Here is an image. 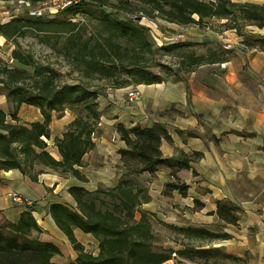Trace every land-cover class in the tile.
Masks as SVG:
<instances>
[{"label":"trees","instance_id":"obj_1","mask_svg":"<svg viewBox=\"0 0 264 264\" xmlns=\"http://www.w3.org/2000/svg\"><path fill=\"white\" fill-rule=\"evenodd\" d=\"M88 1L82 0L68 9ZM131 1H135V7L140 6L144 11L148 6L150 11H146V14L151 13L180 25L203 23L206 18H224L227 28L243 36L248 49L254 47L264 51V35L245 30L247 25L264 27V3L234 0H120V3L126 8L132 4ZM103 13L109 23L108 28L113 32L101 39L94 35L85 36V28L78 27L79 22H71L73 17L66 20L62 27H55V18L33 17L27 13L1 23L0 35L14 40L32 30L44 33L45 38H41V41L47 42V34L54 32L59 36L51 47L63 55L73 69L82 72L89 80L108 79L113 87H123L129 83V78H122L123 73H143L134 79L136 84L163 81V77L148 71L142 63L144 47L150 45L145 37L147 28L130 16L122 17L120 12ZM129 32L138 40L132 47L112 40L114 33L124 36ZM58 43H62L61 46L57 47ZM16 47L13 57L19 63L32 65L34 72L30 74L18 66L0 64V82L7 99L14 106L11 120L0 109V170L18 168L35 179V171H43L37 170V166H42L71 172L79 179L86 180L78 166L83 164L85 153L94 146L93 134L100 120L97 99L101 92L81 84L58 83L56 79L59 74L55 67L50 63H38L32 51L22 50L20 45ZM185 56L190 59L188 70L196 65L229 59L193 52ZM22 103L38 107L43 120L20 122L18 109ZM66 108L73 110L76 117L69 123L63 137L55 140L61 155V159H56L48 150L47 143L51 137L52 111L61 112ZM118 131L127 145L121 149V154L124 166L130 171L153 172L159 164H171V159L163 158L160 150L162 136L168 137L161 124L152 127L134 125L130 128L119 125ZM167 186L183 189V186L175 183ZM69 192L76 201L75 207L64 202L49 205L56 225L78 251L76 260L68 264H162L172 257L173 252H176L179 262L188 260L193 263L195 258L208 259L212 254L210 248L185 244L180 249H157L153 245L155 235L152 222L146 212L138 220L134 219L136 207L149 197L130 178H121L115 187L107 190L99 188L90 191L72 186ZM227 219L236 222L237 218L232 215ZM174 227L181 233L185 231L188 238L206 237L204 232L192 226L185 229ZM75 228L91 233L99 240L98 253L84 250L75 235ZM43 233L44 229L31 208L23 211L17 221L0 225V264H61L52 260L61 249L53 242L43 240Z\"/></svg>","mask_w":264,"mask_h":264},{"label":"crops","instance_id":"obj_2","mask_svg":"<svg viewBox=\"0 0 264 264\" xmlns=\"http://www.w3.org/2000/svg\"><path fill=\"white\" fill-rule=\"evenodd\" d=\"M253 61L263 66L264 56ZM66 63L72 66L67 60ZM262 70L251 74L253 87L245 85L237 71L223 74L193 71L182 79L139 84L136 87L141 96L133 103L128 101L125 87L108 86L107 93L97 99L100 120L94 146L78 166L86 180L47 167L42 172L35 171V179L18 168L0 170V225L3 220L17 221L23 211L31 208L44 229L41 238L61 249L59 240L69 239L56 225L49 205L67 202L75 206L69 192L72 186L90 191L111 189L126 177L146 189L149 199L140 205L143 212L157 214L167 224L183 229L192 226L204 232L205 238H188L185 231L181 233L179 249L185 244L212 251L208 259L195 258L194 263L264 264ZM11 106L14 107L13 103ZM30 106L33 117L21 116L19 112L20 121L43 120L40 109ZM75 117L76 113L69 108L52 111L51 137L47 143L56 159H61V155L55 140L63 137ZM155 124H161L167 132L168 137L162 136L160 150L163 158L171 159V164H159L153 172L137 175L124 166L121 149L127 145L118 126ZM129 173H133L131 177ZM169 183L183 189L169 187ZM13 192L29 198L33 205L27 207L24 201H13L10 197ZM232 215L236 216V222L227 219ZM76 230L80 229L75 228V233Z\"/></svg>","mask_w":264,"mask_h":264},{"label":"rangeland","instance_id":"obj_3","mask_svg":"<svg viewBox=\"0 0 264 264\" xmlns=\"http://www.w3.org/2000/svg\"><path fill=\"white\" fill-rule=\"evenodd\" d=\"M30 1L32 6H36L38 5L39 0ZM234 1L264 3V0ZM131 2V5L123 8L121 6L120 0H90L78 7L67 9L56 14L54 17H52L57 20V23L54 24V26L62 27L64 22H67L66 20H70L73 17L71 22H79L78 27L85 28V36L94 35L95 37L101 39L104 38V36L109 35L110 32H113V29L110 30L108 28L109 23L107 20H105L103 12H120L122 17H132L136 22L144 25L147 28L145 30V37L150 45L149 47H144L145 58L143 59L142 63L148 71L152 72L153 74H159L161 77H163V81L167 79H178L179 77L181 79L186 78L193 71L222 74L237 71L242 75L241 79H243L245 85L253 87L255 81L252 80V77H250L251 74H259L257 72L263 71L262 69L264 68V65H255V61L253 60L262 59V56H264V51L255 49L254 47L248 49L243 42V36L237 34L234 29H229L226 27V19L215 17L206 18L204 19L203 23L180 25L175 22H170L159 16H153L151 13L146 14V11H150L148 6L145 7L146 11H144L140 6L135 7V1ZM25 13H27L26 8L19 5V0H0V22H2L4 18L5 20H10L13 16L23 15ZM47 19L50 18L48 17ZM245 30L264 35V27L260 28L256 25H247ZM47 36V42H42L41 38H45V34L37 33L32 30H28L23 36H18L14 40H7L5 37L3 38V36L0 35V64L18 66L30 74L33 73L34 68L32 65L19 63L13 57V50L17 48V45H20L22 50L32 51L34 58L38 63H50L53 67H55L59 74L58 78L56 79L58 83L81 84L88 86L91 89L98 90L101 92V94L107 93L108 86L111 85V81L104 78L89 80L84 77L82 72H79L78 70L73 69L72 66H69L68 63H66L65 57L51 47L52 44L56 43L57 36L59 35H56L54 32H52L48 33ZM132 36L133 35L130 32L124 36L114 33L112 40L119 42L124 46L132 47L138 41L137 38ZM60 40L63 41L64 39L60 38ZM61 44L62 43H58L57 47L61 46ZM190 52L198 55H207L209 57H213L214 55L226 56L229 59L225 62L204 63L196 65L192 67L191 70H188L190 68V59L187 58L185 54ZM258 52L260 55H256ZM11 56L14 58V61L12 64H8L7 59ZM142 74L143 73L122 74V78H129L130 80L126 86H123L125 87L126 94L129 90L139 86V84H147H136L133 82L135 78ZM258 82L263 85L262 81ZM110 87H112V89L116 88L113 86ZM137 89L139 90V88ZM139 92L141 96V91L139 90ZM11 104V101H9L6 97L5 90L2 88V83L0 82V109L5 110L8 120H11V113L14 110ZM22 106V108L20 106V111L18 109V113L20 112L21 116L28 118L33 117L31 112L33 107L26 104ZM97 129L98 128H96L93 134L94 136ZM43 168L45 167L38 166L37 170ZM133 173H129V176L131 177ZM139 173L140 172H137V175H139ZM143 182L144 179L141 180V183ZM26 205L27 207L31 206L29 204ZM140 205L136 207L135 220H138L140 218L139 215L143 213ZM146 214L152 222V228L155 235L153 245L157 249H179V245L182 243L181 231L174 227L173 224L169 222V224H167L165 221L160 220L157 217V214L148 213L147 211ZM8 222L9 221L7 220H3L1 225H6ZM75 235L77 239L83 244L84 250L93 252L95 254L98 253L99 240L93 234L84 232L82 230H76ZM59 242L61 251L60 253L55 254L52 257V260L61 264H68L75 261L78 251L74 248L72 243L70 241H66L65 239L61 241L59 240ZM172 259L175 264H197L194 262L190 263L188 260L179 262L178 256H175V258Z\"/></svg>","mask_w":264,"mask_h":264},{"label":"built area","instance_id":"obj_4","mask_svg":"<svg viewBox=\"0 0 264 264\" xmlns=\"http://www.w3.org/2000/svg\"><path fill=\"white\" fill-rule=\"evenodd\" d=\"M82 2V0H39L38 5L32 6L30 0H19V5L24 6L26 8L27 14L33 17H43V18H52L56 14L60 13L61 11L67 10L70 7L76 6ZM7 20H3L1 23L7 22ZM8 64H12L14 58L11 56L7 59ZM136 88V87H135ZM131 89L127 92V99L129 102L133 103L136 102L140 98V92L136 89ZM11 199L13 201H24L26 204L32 205L33 201L29 199H24L19 193H11ZM177 256L176 252L172 253V257L162 264H175L172 258ZM184 264V263H180Z\"/></svg>","mask_w":264,"mask_h":264}]
</instances>
